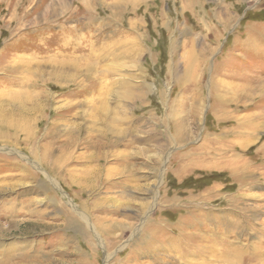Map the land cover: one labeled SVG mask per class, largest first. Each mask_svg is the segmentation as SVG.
I'll list each match as a JSON object with an SVG mask.
<instances>
[{"label": "rangeland", "instance_id": "rangeland-1", "mask_svg": "<svg viewBox=\"0 0 264 264\" xmlns=\"http://www.w3.org/2000/svg\"><path fill=\"white\" fill-rule=\"evenodd\" d=\"M263 19L0 0V264H264Z\"/></svg>", "mask_w": 264, "mask_h": 264}, {"label": "crops", "instance_id": "crops-1", "mask_svg": "<svg viewBox=\"0 0 264 264\" xmlns=\"http://www.w3.org/2000/svg\"><path fill=\"white\" fill-rule=\"evenodd\" d=\"M259 22H264V19H263V20H260ZM260 26H261V25H260ZM260 26H259V27H260ZM262 26H263V25H262ZM263 27H264V26H263ZM256 28H257L256 25H255V26H250V29L253 30V32L255 31ZM251 32H252V31H251ZM255 32H256V31H255ZM258 38H259L258 41H261V40H260V37H258ZM252 39H253V40H257V36H256V35H253V36H252ZM258 41H257V42H258ZM259 46H260V45H259ZM262 46H263V44H262Z\"/></svg>", "mask_w": 264, "mask_h": 264}, {"label": "bare ground", "instance_id": "bare-ground-1", "mask_svg": "<svg viewBox=\"0 0 264 264\" xmlns=\"http://www.w3.org/2000/svg\"><path fill=\"white\" fill-rule=\"evenodd\" d=\"M20 69H21V68H20ZM198 251H199V250H198ZM200 251L204 252L205 250H204V249H201ZM200 251H199V252H200ZM200 253H201V252H200ZM202 255H203V254H202Z\"/></svg>", "mask_w": 264, "mask_h": 264}]
</instances>
